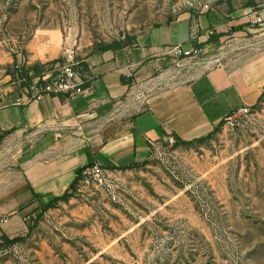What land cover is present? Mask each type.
<instances>
[{"label": "rangeland", "instance_id": "374dc122", "mask_svg": "<svg viewBox=\"0 0 264 264\" xmlns=\"http://www.w3.org/2000/svg\"><path fill=\"white\" fill-rule=\"evenodd\" d=\"M206 12L252 29L225 38L224 51L264 44V24L251 22L264 17V0H0V61L58 60L52 67L66 50L79 59ZM246 107L204 142L163 146L111 174L112 193L91 185L36 208L28 217L35 228L0 249V264H264V94Z\"/></svg>", "mask_w": 264, "mask_h": 264}, {"label": "crops", "instance_id": "0c3cea01", "mask_svg": "<svg viewBox=\"0 0 264 264\" xmlns=\"http://www.w3.org/2000/svg\"><path fill=\"white\" fill-rule=\"evenodd\" d=\"M251 30L232 27L218 13H186L133 44L79 52L85 91L68 99L16 104L7 70L40 69L54 59L0 61V236L25 235L24 217L68 190L83 166L97 162L111 174L132 169L151 157L150 141L168 135L189 141L258 103L264 44L242 43L233 52L219 46ZM213 35L218 38L210 41ZM174 44L200 52L178 59L170 51Z\"/></svg>", "mask_w": 264, "mask_h": 264}, {"label": "built area", "instance_id": "2783aa9c", "mask_svg": "<svg viewBox=\"0 0 264 264\" xmlns=\"http://www.w3.org/2000/svg\"><path fill=\"white\" fill-rule=\"evenodd\" d=\"M252 21L259 25L264 24V18L260 15H256ZM170 51L178 59L197 56L200 52L197 48H185L181 44L172 45ZM65 54L66 59L55 63L52 67L50 64L43 65L36 74L22 73L18 69L10 76V83L18 91L16 104L39 100L44 96H61L68 99L85 91L82 86L86 74L83 60L75 57L74 49L66 50ZM240 109L244 112L248 110L246 106ZM175 143L176 140L172 135L166 136L162 142L150 141L151 155H161L163 146L172 147ZM76 177L77 182L72 192L96 185L112 193L115 186L110 171L97 162L83 166ZM24 220H28V217H24Z\"/></svg>", "mask_w": 264, "mask_h": 264}, {"label": "trees", "instance_id": "16d2710c", "mask_svg": "<svg viewBox=\"0 0 264 264\" xmlns=\"http://www.w3.org/2000/svg\"><path fill=\"white\" fill-rule=\"evenodd\" d=\"M214 38H218V36L217 35L216 36L213 35L212 37H210V41L213 40ZM124 45H126V44H124L123 41L114 40L111 43L99 45L95 50L104 51V50H108V49H117V48H120L121 46H124ZM56 61H58V60H54L52 62H56ZM38 70H39V65L38 64H34L31 67H27V68L25 66H23V65L20 67V72H22V71L23 72H26V71L29 72L30 71L33 74H36L38 72ZM7 71L10 74H13L16 71V69L15 68L13 70L12 69H8ZM215 129L216 128H214L211 132H209V133H207V134H205L203 136H200V137L191 139L189 141H182L180 143L190 144V143H193V142H204L205 140H207L211 136V134L215 131ZM2 135L3 134H0V139L2 138ZM76 182H77V177L74 178V180L71 183V185L68 188V190L64 191V193H62L59 196L53 197L47 203L42 204V206H43L42 208L43 209H47L49 207L55 206L59 201H66V200H68V198L72 195V189L75 187ZM39 216L40 215H37L36 218L39 217ZM36 220H34L32 223H30V222L28 223V225H27V228H28L27 229V233L25 235L16 236V237H13V238H9L5 234H2L0 236V249L3 248V247H5V246L11 245V244H13L15 242L24 240L25 237H28V235L31 233V231L36 226V222H37Z\"/></svg>", "mask_w": 264, "mask_h": 264}]
</instances>
